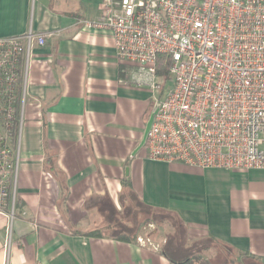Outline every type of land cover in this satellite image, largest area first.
Returning <instances> with one entry per match:
<instances>
[{"label":"crops","instance_id":"1","mask_svg":"<svg viewBox=\"0 0 264 264\" xmlns=\"http://www.w3.org/2000/svg\"><path fill=\"white\" fill-rule=\"evenodd\" d=\"M102 1L0 0V37H45L31 48L15 217L0 215V264H177L163 253L166 238L155 250L97 235L120 226L125 193L180 220L184 246L213 238L239 264H264V169H201L137 148L164 96L155 101L132 82L110 31L79 24L97 20Z\"/></svg>","mask_w":264,"mask_h":264},{"label":"built area","instance_id":"2","mask_svg":"<svg viewBox=\"0 0 264 264\" xmlns=\"http://www.w3.org/2000/svg\"><path fill=\"white\" fill-rule=\"evenodd\" d=\"M100 12L79 24L112 33L134 84L164 88L158 62L171 76L144 143L148 159L264 169V0H104ZM33 43L44 46V35L0 37V215L9 224ZM136 242L158 249L149 235Z\"/></svg>","mask_w":264,"mask_h":264},{"label":"trees","instance_id":"3","mask_svg":"<svg viewBox=\"0 0 264 264\" xmlns=\"http://www.w3.org/2000/svg\"><path fill=\"white\" fill-rule=\"evenodd\" d=\"M157 74L163 75L165 81L169 79L171 80V76L168 73L167 66L162 65L161 62H158L157 65ZM144 207L147 208L148 212L153 213V221L155 217L154 213L175 217L173 214L165 212L163 210L147 206ZM178 221L180 223V226L182 227L181 234L178 231H175L173 235H168L167 244L163 248V253L172 262L177 264H239L240 260L237 257L236 253H234V251H232V249L228 245L221 243L213 238L201 239L197 242L188 243V245L184 246L182 242V240L184 239L183 224L180 220ZM99 234L100 233L97 230V235ZM118 235V237L123 240H135L137 234L135 232H129L125 234L122 233V231H119ZM223 251H225V253ZM233 254L237 258L232 257ZM241 262L243 264H246L245 260H242Z\"/></svg>","mask_w":264,"mask_h":264},{"label":"rangeland","instance_id":"4","mask_svg":"<svg viewBox=\"0 0 264 264\" xmlns=\"http://www.w3.org/2000/svg\"><path fill=\"white\" fill-rule=\"evenodd\" d=\"M172 87V81L166 80L164 88L160 90L151 89L154 94V100L157 101L162 98L169 89ZM155 214L154 221L152 220L153 213L148 212L139 201L125 193L119 206L117 208V223L120 224L118 228L113 229H100L98 230L101 234H118L121 229H124L126 233L135 232L139 235H149L153 242L161 243L162 238H166L178 231L182 232V227L179 221L172 216ZM159 239V241H154ZM214 251V250H211ZM225 253V251H223ZM205 256V255H204ZM232 257L237 258L234 254Z\"/></svg>","mask_w":264,"mask_h":264},{"label":"water","instance_id":"5","mask_svg":"<svg viewBox=\"0 0 264 264\" xmlns=\"http://www.w3.org/2000/svg\"><path fill=\"white\" fill-rule=\"evenodd\" d=\"M155 113H156V109L151 113V115H150V117H149V119H148V121L146 123L145 129H144V133H143V137H142V139H141V141H140V143H139L137 148H140L142 145H144L147 133H148V131L150 129V126L152 124L153 117H154Z\"/></svg>","mask_w":264,"mask_h":264}]
</instances>
